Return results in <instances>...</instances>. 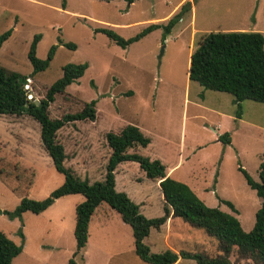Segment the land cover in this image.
<instances>
[{"label": "rangeland", "instance_id": "obj_1", "mask_svg": "<svg viewBox=\"0 0 264 264\" xmlns=\"http://www.w3.org/2000/svg\"><path fill=\"white\" fill-rule=\"evenodd\" d=\"M186 2L191 4L190 11L164 41L163 31L157 29L121 48L95 32L107 28L129 39L150 24L166 25ZM262 19L264 0H136L132 4L0 0V35L11 30L0 46V66L28 76V99L38 102L62 76L63 66L86 63L83 76L57 94L48 108V117L55 120L95 101L93 122L75 121L56 134L67 157L64 166L90 184L103 181L111 154L106 135H118L134 125L150 143L129 153L159 160L170 170V178L186 184L207 207L234 215L242 230L249 232L261 200L238 167L258 181V167L264 161V104L242 101L238 118L230 94L204 89L189 81L187 72L190 56L203 36L256 32L264 27ZM37 34L41 36L37 58L44 60L52 46L56 50L49 66L33 73L27 53ZM224 135L229 143L220 139ZM62 183L63 176L42 146L39 124L27 115L0 116V212H14L26 197L41 201ZM115 190L138 205L145 218L163 216L158 182L148 180L137 163L118 165ZM83 200L78 194L65 196L37 215L25 212L10 218L0 213V231L22 245L12 264H66L75 251V207ZM178 220L150 230L143 243L151 253L184 251L209 258L221 254L215 237ZM74 260L76 264H147L134 252L130 227L106 204L96 209L86 247ZM229 260L263 264L240 256L236 248ZM175 264L196 263L180 259Z\"/></svg>", "mask_w": 264, "mask_h": 264}, {"label": "trees", "instance_id": "obj_2", "mask_svg": "<svg viewBox=\"0 0 264 264\" xmlns=\"http://www.w3.org/2000/svg\"><path fill=\"white\" fill-rule=\"evenodd\" d=\"M109 2L112 0H98ZM132 4L136 0H123ZM191 4L186 2L180 10L168 20L166 25L150 24L141 32L129 39H123L107 28L95 29L96 33L105 35L121 48L141 40L149 33L161 29L162 41L170 34L175 25L188 13ZM11 30L0 35L1 44L10 37ZM37 34L29 46L27 59L33 73L44 71L53 59L56 46L50 47L44 60L37 58L36 47L40 40ZM74 49L73 44H64ZM87 64H66L62 67V76L47 90L44 99L35 103L28 99L25 89L28 76L7 70L0 66V116L27 115L33 118L40 127V140L45 152L50 157L55 170L63 176V183L45 199L35 201L29 198L20 200L12 213L0 212L10 218L20 217L22 213L40 214L47 210L55 200L69 196L81 195L83 202L75 207V251L66 264H76L74 258L82 253L89 237V224L97 208L106 204L114 210L128 225L132 232L136 256L147 264H175L179 259L193 260L196 264H232L229 255L233 248L240 256H248L264 264V161L258 167V181H254L242 167V174L247 186L260 198L261 204L255 213V222L249 232L242 230L237 218L216 208L207 207L194 192L184 183L173 180L166 175V167L159 160H151L137 153L128 151L137 147L146 148L150 143L138 127L127 125L118 135L107 134L106 141L111 151L105 167L103 181L90 184L81 180L71 169L64 166L67 158L63 146L57 141L56 134L64 126L75 121L93 122L95 120V101H91L75 114L64 115L52 120L48 117L49 105L57 94L83 76ZM189 81L198 83L204 89L228 93L236 105V117L241 115L240 103L249 100L264 104V38L258 32H212L203 36L198 47L190 56L188 67ZM220 139L229 143L226 135ZM135 162L148 180L157 181L163 201V216L155 219L145 218L139 206L133 203L124 192L115 190V171L119 164ZM225 205L235 214L236 209L230 202ZM170 213L193 227L204 230L219 242L220 255L209 258L204 254L181 251L175 253L166 250L153 254L143 240L151 229H159L165 224ZM23 238V236L20 234ZM22 252V245H16L0 231V264H12Z\"/></svg>", "mask_w": 264, "mask_h": 264}, {"label": "crops", "instance_id": "obj_3", "mask_svg": "<svg viewBox=\"0 0 264 264\" xmlns=\"http://www.w3.org/2000/svg\"><path fill=\"white\" fill-rule=\"evenodd\" d=\"M261 21H264L263 19ZM257 24H255L254 26H256ZM258 33L262 34L264 36V27H259V29H256ZM190 60V59H189ZM168 171L170 170H167L166 169V175L168 177H170ZM140 210V209H139ZM178 220V218H173L172 214L170 213L169 215V218L167 219V221L165 222L164 226L168 227V225H170L171 223H174V221ZM179 221V220H178ZM169 233V232H168ZM180 261V259L178 260Z\"/></svg>", "mask_w": 264, "mask_h": 264}, {"label": "built area", "instance_id": "obj_4", "mask_svg": "<svg viewBox=\"0 0 264 264\" xmlns=\"http://www.w3.org/2000/svg\"><path fill=\"white\" fill-rule=\"evenodd\" d=\"M25 89L27 90L26 85H25ZM27 92H28V90H27Z\"/></svg>", "mask_w": 264, "mask_h": 264}, {"label": "water", "instance_id": "obj_5", "mask_svg": "<svg viewBox=\"0 0 264 264\" xmlns=\"http://www.w3.org/2000/svg\"><path fill=\"white\" fill-rule=\"evenodd\" d=\"M37 104V102H35Z\"/></svg>", "mask_w": 264, "mask_h": 264}]
</instances>
